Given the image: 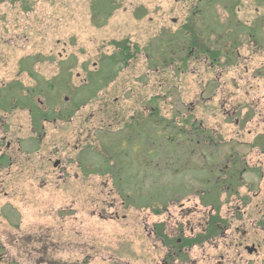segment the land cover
I'll list each match as a JSON object with an SVG mask.
<instances>
[{
    "label": "flooded vegetation",
    "instance_id": "obj_1",
    "mask_svg": "<svg viewBox=\"0 0 264 264\" xmlns=\"http://www.w3.org/2000/svg\"><path fill=\"white\" fill-rule=\"evenodd\" d=\"M203 1L198 9L209 7ZM208 29L177 30L172 37L165 32L151 40L142 50L145 83L139 92L131 83L123 92L130 106L116 108L107 126L98 121L91 134L97 145L89 143L76 156L79 176L109 178V194L118 196L122 210L148 215L136 222L144 237L143 264H264V30ZM139 53L125 41L114 45L92 70L80 65L84 77L77 86L72 84L78 66L73 55L56 64L58 72L50 80L33 70L40 57L21 59L19 72L34 85L25 87L18 80L0 85V143L5 146L0 189L14 166L12 153L37 155L46 144L45 127L70 126ZM168 67L178 75L172 100L161 78L158 93L151 95L148 87L150 72L159 76ZM188 75L191 92L184 97ZM14 112L27 116L28 130L26 137H16L11 151L7 126ZM76 136L77 152L82 134ZM48 155L47 163L63 178L69 158L52 161L54 153ZM108 208L117 220L115 204ZM0 214L9 223L20 216L9 204ZM7 253L0 240V263L18 264Z\"/></svg>",
    "mask_w": 264,
    "mask_h": 264
},
{
    "label": "rangeland",
    "instance_id": "obj_2",
    "mask_svg": "<svg viewBox=\"0 0 264 264\" xmlns=\"http://www.w3.org/2000/svg\"><path fill=\"white\" fill-rule=\"evenodd\" d=\"M110 1L116 9L104 25L97 27L92 22L94 0H0V85L13 80L25 87L34 85L28 74L19 72V62L27 56L40 57L33 70L46 80L57 74L59 61L75 56L78 66L73 70L72 84L77 86L84 77L80 65L92 70L100 56L113 52L114 45L125 41L141 52L120 73L116 83L92 100L70 126H46V144L37 155L28 158L12 153L14 166L0 189V209L9 204L20 216L9 223L0 214V240L9 253L8 259L18 264H143L144 237L136 222L148 215L144 211L122 210L118 196L109 194V178L79 176L76 156L80 148L89 143L97 145L91 134L94 126H100L98 121L103 120L107 126L112 123L110 116L118 112L116 108L130 106V96L123 92L131 83L139 92L145 83L147 64L142 50L151 40L165 32L172 37L177 30L209 27L264 30V5L255 0H204L209 2L204 10L198 9L200 0ZM187 70L189 73V65ZM177 76L171 67L159 76L150 72L151 95L158 93L161 78L168 97L176 98ZM190 80L189 75L183 78L184 97L191 92ZM121 97L124 101L115 105L114 100ZM83 119L86 124L77 129ZM7 129V141L15 151L16 137H26L27 116L14 112ZM78 133L82 136L76 152ZM4 149V143H0V150ZM50 152L54 153L52 161L69 158L63 178L47 163ZM111 203L115 204L117 220L111 218Z\"/></svg>",
    "mask_w": 264,
    "mask_h": 264
},
{
    "label": "trees",
    "instance_id": "obj_3",
    "mask_svg": "<svg viewBox=\"0 0 264 264\" xmlns=\"http://www.w3.org/2000/svg\"><path fill=\"white\" fill-rule=\"evenodd\" d=\"M115 6L110 0H94L91 8L92 13V22L97 27H101L106 23V21L111 17L113 11H115ZM46 84L41 83L40 85V91L46 90ZM88 90H93L92 85L88 88ZM5 91V90H3ZM2 91V92H3ZM13 91H24L20 90L19 88H13ZM23 105H25V98H23L20 94V97L18 99Z\"/></svg>",
    "mask_w": 264,
    "mask_h": 264
}]
</instances>
